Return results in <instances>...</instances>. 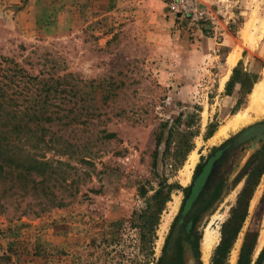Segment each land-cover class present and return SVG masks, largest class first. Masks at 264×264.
Masks as SVG:
<instances>
[{
	"label": "rangeland",
	"instance_id": "rangeland-1",
	"mask_svg": "<svg viewBox=\"0 0 264 264\" xmlns=\"http://www.w3.org/2000/svg\"><path fill=\"white\" fill-rule=\"evenodd\" d=\"M234 11L214 39L204 25L175 20L165 0H0V63L38 77L71 74L91 112L60 131L65 154L45 153L51 192L64 204L23 214L31 196L19 207L3 199L0 264H186L188 256L216 264L236 226L218 264H264V171L252 174L264 165V112L250 98L264 79V0H240ZM238 114L249 121L214 139ZM175 120L192 148L174 161L172 144L163 161ZM160 182L171 189L156 214L149 206ZM209 231L218 237L205 250Z\"/></svg>",
	"mask_w": 264,
	"mask_h": 264
},
{
	"label": "trees",
	"instance_id": "trees-1",
	"mask_svg": "<svg viewBox=\"0 0 264 264\" xmlns=\"http://www.w3.org/2000/svg\"><path fill=\"white\" fill-rule=\"evenodd\" d=\"M3 59L0 63V208H3L6 203L3 200L5 197L18 200L19 207L20 202L31 196L32 199L27 202L22 213L31 211L39 214L48 208L64 204L63 199H57L51 192L50 183L55 171L50 165L51 162L46 159L45 153L53 150L59 154H65L68 151L69 143L59 133L73 122L86 123L81 120L80 122L79 119L88 114L91 115L90 106L86 104L87 94L82 92L84 86L71 74L57 78L38 77L28 73L18 64L6 58ZM8 62L11 63L9 66L2 67V63ZM239 65L233 68L232 78L237 73ZM67 78L71 79L70 85L60 89L62 82ZM94 88L91 86V89ZM57 95H60L58 99ZM177 120L173 121V125L168 130L163 161L169 154L172 144H174V161L183 160L192 148L187 139L192 137V134L178 131ZM58 125L61 128L54 131L53 126ZM106 137L111 135L106 134ZM159 141L160 138H157L156 142ZM81 161L86 163L84 159ZM59 164L62 163L59 162ZM256 170L253 171V176L255 172L258 175L261 174L264 171V165ZM255 184L249 181L240 195L239 206L245 205L249 188ZM158 185L159 188L151 198L154 206H149L154 208L153 212L157 209L156 214L161 212L162 205L167 200L171 189V186L166 183L160 182ZM40 197H42L41 200ZM32 200H36V203ZM34 208L36 210H33ZM150 218L151 215L147 214L143 224L139 226V241L144 245L151 240ZM234 218L230 224L239 219L237 216ZM238 231L239 226H236L229 230V235L225 234L216 249V264L229 249ZM238 264H242V258Z\"/></svg>",
	"mask_w": 264,
	"mask_h": 264
},
{
	"label": "built area",
	"instance_id": "built-area-1",
	"mask_svg": "<svg viewBox=\"0 0 264 264\" xmlns=\"http://www.w3.org/2000/svg\"><path fill=\"white\" fill-rule=\"evenodd\" d=\"M169 15L190 25L206 26L212 38L225 34L228 26L235 23L234 9L240 0H165Z\"/></svg>",
	"mask_w": 264,
	"mask_h": 264
},
{
	"label": "bare ground",
	"instance_id": "bare-ground-1",
	"mask_svg": "<svg viewBox=\"0 0 264 264\" xmlns=\"http://www.w3.org/2000/svg\"><path fill=\"white\" fill-rule=\"evenodd\" d=\"M232 63L234 64L235 60H232ZM250 98H251L252 105L256 106L260 111L264 112V79L261 82H259L258 84L255 85V87L253 88V90L251 92ZM247 120H248V117L245 114L235 115L224 127H222L218 131V133H216V135H214L213 138L218 140V139H220L222 137H225L230 130L231 131L232 130L235 131V129L238 128V126H240L243 123H246ZM193 163H194V158L191 156L190 157V164L192 165ZM213 232L210 233V231H209L204 236V242H203L204 246H202V247H204L205 250H209L211 248V246H213L212 244L214 243L216 238L218 237V233L213 234ZM258 238H259V245H261L263 243V241H264V220H263V223H262V229L260 231V237H258ZM206 257H207V255H206ZM231 257H232V260H233L234 257H235L234 254ZM233 262L234 261H232V263ZM191 263H192L191 259L188 256L187 260H186V264H191Z\"/></svg>",
	"mask_w": 264,
	"mask_h": 264
},
{
	"label": "crops",
	"instance_id": "crops-1",
	"mask_svg": "<svg viewBox=\"0 0 264 264\" xmlns=\"http://www.w3.org/2000/svg\"><path fill=\"white\" fill-rule=\"evenodd\" d=\"M235 66H236V65H235ZM235 66H234V67H235ZM234 67H233V68H234Z\"/></svg>",
	"mask_w": 264,
	"mask_h": 264
}]
</instances>
